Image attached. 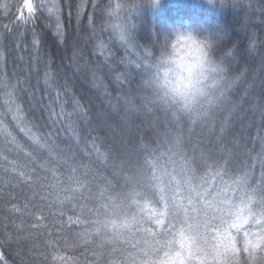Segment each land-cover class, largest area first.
I'll return each mask as SVG.
<instances>
[{
    "label": "snow or ice",
    "instance_id": "1",
    "mask_svg": "<svg viewBox=\"0 0 264 264\" xmlns=\"http://www.w3.org/2000/svg\"><path fill=\"white\" fill-rule=\"evenodd\" d=\"M148 3L0 0V264H264V0H220L229 70L191 108Z\"/></svg>",
    "mask_w": 264,
    "mask_h": 264
},
{
    "label": "clouds",
    "instance_id": "2",
    "mask_svg": "<svg viewBox=\"0 0 264 264\" xmlns=\"http://www.w3.org/2000/svg\"><path fill=\"white\" fill-rule=\"evenodd\" d=\"M163 2L149 0L147 8L154 12ZM203 3L217 11L224 10L220 0H203ZM226 51L213 31L173 27L164 34L153 64L161 91L177 106L193 107L213 91L214 80L229 70Z\"/></svg>",
    "mask_w": 264,
    "mask_h": 264
},
{
    "label": "trees",
    "instance_id": "3",
    "mask_svg": "<svg viewBox=\"0 0 264 264\" xmlns=\"http://www.w3.org/2000/svg\"><path fill=\"white\" fill-rule=\"evenodd\" d=\"M104 2L106 3L107 0H104ZM9 3L22 7V0H9ZM13 12H15V9H13ZM225 18V10L217 11L203 2L196 0H164L160 8L154 12L148 8L145 9L138 21L141 29L137 35L142 40H148L151 39L153 31H155L163 39L164 34L177 25L191 26L202 32L215 31L223 26ZM0 22H7L2 16V9H0ZM38 25L43 28V21H38ZM4 43L11 45L12 39L10 38ZM11 67L12 65L9 63V70ZM7 199L8 197L5 196L4 200ZM3 203L4 201H0V215L5 214ZM5 251L10 261L18 262L14 246ZM68 254L73 255L74 253Z\"/></svg>",
    "mask_w": 264,
    "mask_h": 264
},
{
    "label": "rangeland",
    "instance_id": "4",
    "mask_svg": "<svg viewBox=\"0 0 264 264\" xmlns=\"http://www.w3.org/2000/svg\"><path fill=\"white\" fill-rule=\"evenodd\" d=\"M170 1V0H169ZM196 1H198V2H203V0H196Z\"/></svg>",
    "mask_w": 264,
    "mask_h": 264
}]
</instances>
